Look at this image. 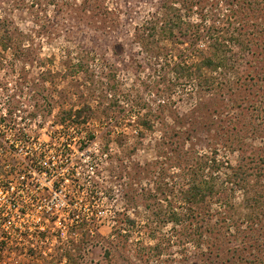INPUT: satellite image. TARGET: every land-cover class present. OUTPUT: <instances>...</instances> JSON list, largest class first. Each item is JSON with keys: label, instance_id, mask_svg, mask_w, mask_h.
Here are the masks:
<instances>
[{"label": "rangeland", "instance_id": "obj_1", "mask_svg": "<svg viewBox=\"0 0 264 264\" xmlns=\"http://www.w3.org/2000/svg\"><path fill=\"white\" fill-rule=\"evenodd\" d=\"M171 5L182 22L169 37L164 7ZM0 27L12 43L0 47V138L25 130L46 141L63 112L89 106L81 129L97 135L101 149L95 161L67 157L70 167L80 158L83 181L90 166L97 171L101 193L94 200L87 191L80 202L66 187L70 213L93 232L50 224L44 244L30 250L7 234L0 264H69L68 255L77 264L264 260V202L251 207L253 195L264 193L263 2L250 9L244 0H0ZM208 29L239 42L227 40L233 66L213 75L217 83L204 93L195 80L175 79L170 66L180 55L195 63L197 49L207 54L201 37ZM112 93L118 104L106 115ZM148 112L153 128L145 132L136 122ZM212 152L219 169L202 167ZM239 165L251 176L244 190L227 180ZM193 172L223 192L186 212L178 197ZM61 203L56 199V210ZM170 206L182 221L159 224L153 211Z\"/></svg>", "mask_w": 264, "mask_h": 264}, {"label": "built area", "instance_id": "obj_2", "mask_svg": "<svg viewBox=\"0 0 264 264\" xmlns=\"http://www.w3.org/2000/svg\"><path fill=\"white\" fill-rule=\"evenodd\" d=\"M87 124L60 121L56 126L57 132L49 135L46 141L25 130L0 138L3 143L0 158L4 157L1 165L3 173H0V247L3 250H7V234L22 237L19 241H25L24 246L30 250L35 249L50 224H59L62 231L71 229L76 234L85 225V220L78 213H70L74 204L66 194H71L66 187L74 189L77 197L80 195V202L84 192L88 191L93 200L101 193L94 166L87 170L90 175L83 181L79 171L83 168L80 158L71 167L67 165V157L73 155H87L95 161L101 154L97 135H88L81 129ZM55 136L61 138L57 149ZM103 156L107 157V154ZM59 165L61 172L57 174L56 182L55 170ZM56 199L62 202L61 210H56ZM95 228L86 230L92 233ZM40 242L44 244V241ZM3 252L0 250V254Z\"/></svg>", "mask_w": 264, "mask_h": 264}, {"label": "trees", "instance_id": "obj_3", "mask_svg": "<svg viewBox=\"0 0 264 264\" xmlns=\"http://www.w3.org/2000/svg\"><path fill=\"white\" fill-rule=\"evenodd\" d=\"M246 3H248V6L250 9H252V6L254 5H259V1L264 3V0H254V1H249V0H244ZM166 10V19H165V26H167L165 30V33L171 37L173 35V30L176 28H179L181 24V19L177 14L175 13L174 7L171 6H165L164 7ZM171 12L173 13L172 17H170ZM214 23V22H213ZM164 26V28H165ZM2 27H0L1 29ZM214 28L216 26L214 25ZM153 30H155L153 28ZM2 32H5V29L1 30ZM213 32L211 33L210 29L207 30V36L201 37V40L206 44L208 42V53L204 54L201 50L197 49V51H194L191 57H197L199 58L198 61L195 63L189 64L186 61V56L183 57L182 55L179 56V61L175 62L171 67V73H173L175 79L180 80V79H190V80H195L197 83V87L201 92H211L213 87L215 86V83H217L216 77H213V75H217L222 71L221 73H224V71L229 70L233 65L230 63V60L226 58V53H227V40L231 41L232 43L238 41L239 39H235L233 36L223 38L222 36L219 37V33L216 29H213ZM218 33V35H217ZM206 38V39H205ZM11 39L8 36L2 35L0 37V47L7 51L11 46L12 43L10 44ZM203 43V44H204ZM239 45V43H238ZM197 60V59H196ZM81 68V67H80ZM224 82V81H223ZM112 89V87H111ZM107 96H110L109 103L105 104V109L104 112L106 115H109V110L111 111L114 106H116L118 103L115 100L116 94H107ZM131 103H133L131 101ZM135 104L132 105V107ZM92 109L89 106H85L84 109H79V110H68L63 112L64 117L63 121H71L73 123H87L88 119L91 117ZM87 116L85 119H81V116L84 115ZM148 113L145 115H142V117H138L136 124L141 127L143 131H151L153 128V124L151 123L150 118H148ZM34 116V115H33ZM140 136H143L142 133H140ZM213 153V157L211 158H204L202 160L203 168L206 166H209L213 169H219L221 166L217 162L215 156L216 153ZM232 173L229 175L227 178L228 182L231 184H234L235 186H240L241 188L246 189L247 187L245 186L249 178L251 177L249 175V172L242 166L239 165L235 168H232ZM188 178V184L182 191H180L179 197H178V202L181 204L183 211H196L198 206L205 205L209 201V199L213 198L214 196L220 195L221 192H223L222 189H217L214 181L212 178H210L208 175H197L195 172L187 174ZM244 183V184H243ZM264 191V190H263ZM253 203L251 207H255L260 205L262 202H264V193H258L257 195H253ZM264 206V205H261ZM173 207L170 206V209L165 212L159 208V212L153 211L152 216L156 215L157 219H161V222L159 224L165 225L167 223H180L182 221V216L184 215L183 213H177V212H172ZM157 212V213H156ZM161 217V218H159ZM188 218V215L186 216ZM253 220V219H252ZM127 223L130 225H133L134 222L132 220L127 219ZM80 231L82 234H84L86 231L85 225H82L80 227ZM209 229V227H207ZM88 233V232H87ZM85 233V234H87ZM69 258V264H77L75 261V257L73 255H68ZM245 264L248 262L249 264H254L257 262L263 263L264 260L261 257H257L254 262L250 259H244ZM247 263V264H248ZM258 263V264H259Z\"/></svg>", "mask_w": 264, "mask_h": 264}]
</instances>
